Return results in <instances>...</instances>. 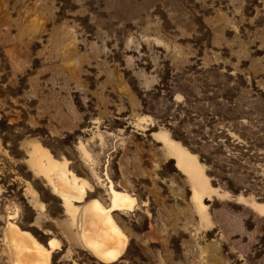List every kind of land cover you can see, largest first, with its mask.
Segmentation results:
<instances>
[{
	"label": "rangeland",
	"instance_id": "1",
	"mask_svg": "<svg viewBox=\"0 0 264 264\" xmlns=\"http://www.w3.org/2000/svg\"><path fill=\"white\" fill-rule=\"evenodd\" d=\"M158 132L201 164V210ZM32 144L90 186L74 205L106 207L109 185L135 200L110 211L126 238L116 261L81 247L27 163ZM252 204H264V0H0V264L9 217L55 240L49 264H264Z\"/></svg>",
	"mask_w": 264,
	"mask_h": 264
},
{
	"label": "bare ground",
	"instance_id": "2",
	"mask_svg": "<svg viewBox=\"0 0 264 264\" xmlns=\"http://www.w3.org/2000/svg\"><path fill=\"white\" fill-rule=\"evenodd\" d=\"M153 134L175 160V166L187 175L191 182L192 200L196 208L201 210V198L209 187L196 156L170 139L165 132ZM27 163L32 172L42 177L51 192L59 197L70 225L76 229L75 237L81 247L101 263L116 261L124 250L126 238L114 222L110 211H127L133 207L135 200L109 185V203L106 207L97 200L85 201L86 203L78 207L73 203H80L85 190H90V186L66 168L65 160H55L46 149L32 144ZM252 207L264 215V204H252ZM9 218L13 220L12 217ZM9 218L5 220L3 241L10 264H49L51 253L58 246L55 240L49 239L44 247L28 232L10 222Z\"/></svg>",
	"mask_w": 264,
	"mask_h": 264
},
{
	"label": "trees",
	"instance_id": "3",
	"mask_svg": "<svg viewBox=\"0 0 264 264\" xmlns=\"http://www.w3.org/2000/svg\"><path fill=\"white\" fill-rule=\"evenodd\" d=\"M183 144H186L185 142H183V141H181ZM191 150H193V151H195L196 153H198V157H199V160L200 161H202V162H205L206 164H210L211 163V160H210V158L208 157V156H205V155H203V153H201V152H198V151H196V150H194V149H191Z\"/></svg>",
	"mask_w": 264,
	"mask_h": 264
}]
</instances>
